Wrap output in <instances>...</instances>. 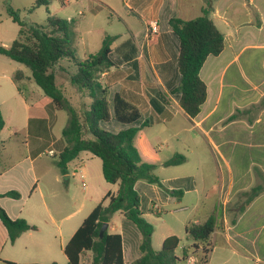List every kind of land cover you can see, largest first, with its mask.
Instances as JSON below:
<instances>
[{
  "label": "crops",
  "instance_id": "obj_1",
  "mask_svg": "<svg viewBox=\"0 0 264 264\" xmlns=\"http://www.w3.org/2000/svg\"><path fill=\"white\" fill-rule=\"evenodd\" d=\"M79 2L94 18L103 10L112 17L111 29L97 30L94 38L90 30L79 31L84 48V57L79 59L97 53L106 35L114 37L110 53L114 67L102 73L100 79L109 90L111 119L100 126L112 133L130 127L140 129L135 146L144 163L155 165L154 174L161 182V186L146 181L135 185L144 217L152 212L162 213L168 205H183L193 214L185 222V230L188 224H202L214 216L216 229L210 238L208 264L219 249L226 258L218 264L247 263L251 260L248 254L254 252V237H248L254 230V217L264 229V0ZM207 4L208 16L224 35L225 46L220 55L209 56L202 67L200 77L206 84V100L200 113L191 118L180 106L181 94L173 93L181 83L179 38L169 20L199 17ZM79 14L85 16L84 11ZM153 22L158 27L152 34ZM247 52L254 54L242 64ZM243 65L248 75L243 74ZM23 73L28 86L26 97L18 91L14 74L6 77L13 90L0 91L6 123L0 132V208L12 220L24 219L34 229L24 232L12 244L0 220V264H38L28 259L34 252L62 254L67 264L65 246L97 205H107L104 198L115 195L119 185L106 182L101 160L98 162V157L90 152L80 153L69 163L66 173H61L56 158L67 145L62 131L68 118L34 86L31 76ZM115 95L138 109V121L128 125L115 118ZM61 119L64 122L55 135L53 127ZM242 147H252L254 152L251 160L256 183L249 185L237 168L248 156ZM50 150L53 155H48ZM177 155L185 158L184 163L165 165ZM174 191L181 193L174 195ZM9 192L18 196H6ZM259 201L263 202L256 206ZM153 203L159 206L158 211L152 208ZM130 223L120 213L108 223L109 234L122 236L125 264L140 257L142 236ZM169 236L180 240L176 255L182 261L178 264H186L191 257L192 264H198L195 242L186 231L185 240L175 233L165 235L161 247ZM218 237L223 240L221 246L216 245ZM262 247L256 246L255 252L260 253ZM233 259L237 261L234 263Z\"/></svg>",
  "mask_w": 264,
  "mask_h": 264
},
{
  "label": "trees",
  "instance_id": "obj_2",
  "mask_svg": "<svg viewBox=\"0 0 264 264\" xmlns=\"http://www.w3.org/2000/svg\"><path fill=\"white\" fill-rule=\"evenodd\" d=\"M47 0H36L34 6L46 5ZM7 13L19 26L17 38L10 46L0 45V55L21 63L31 70L32 80L44 94L52 100L58 110L66 111L68 123L62 131L66 141L65 149L59 154L57 166L65 174L70 162L80 153L90 152L102 163V173L106 182L118 184L115 195L107 194L90 215L83 221L74 236L65 246L67 264H81L82 257L90 254L91 264H125L122 250V236L109 234L108 230L100 237V230L109 223L116 213H120L140 232V257L131 264H178L182 259L176 255L180 240L176 236L167 237L160 250L153 248L154 227L142 211L140 196L135 189L138 181H146L161 186L160 179L154 174L155 165L144 163L135 146V138L140 131L137 127L112 133L101 128L100 123L109 122V90L101 83V75L109 71L114 64L110 59L114 37L106 35L101 49L80 60L72 50L70 27L73 20H62L48 15L45 24L28 26L21 20L18 12L7 6ZM207 4L202 15L191 20L171 18L169 25L179 38L178 70L181 75L179 87L173 93H180V106L186 114L194 118L206 100V84L200 72L209 56H218L225 46L224 35L209 18ZM62 60H67L75 68L69 75V83L79 93L91 99L89 107L80 114L57 85V70ZM24 73L17 71L14 81L18 91L27 96L28 86ZM164 96V95H163ZM165 97V96H164ZM114 116L124 124H133L140 118L138 109L127 103L120 95L114 97ZM5 119L0 105V132L5 127ZM185 158L177 155L165 162L166 166H177ZM174 195L181 193L174 191ZM6 196H18L9 192ZM0 220L8 231L13 244L24 232L34 229L24 219L12 220L0 208ZM216 229L214 216L202 224H188L187 236L195 242V248L201 250L198 264H208L212 252L211 235ZM201 245V247H199ZM184 257V256H183ZM12 264V263H11Z\"/></svg>",
  "mask_w": 264,
  "mask_h": 264
},
{
  "label": "rangeland",
  "instance_id": "obj_3",
  "mask_svg": "<svg viewBox=\"0 0 264 264\" xmlns=\"http://www.w3.org/2000/svg\"><path fill=\"white\" fill-rule=\"evenodd\" d=\"M49 3L46 5H41L40 7L34 6L36 0H0V45H10L13 39H16L19 31V26L14 23L11 17L7 13V6H11L16 12H18L22 21H24L28 26L34 24H45L46 18L48 15H54L62 20H74L75 23L70 27V34L72 38V50L75 52L78 58L84 57V48L80 44L79 39V31L82 29L90 30L92 33V37H95V32L99 29H111L110 20L111 15L109 11L103 10L99 15L94 18L89 14L88 11L84 10V7L79 2V0H69L68 2H64V0H47ZM79 11H84L85 16L79 14ZM84 20V21H83ZM116 25L119 26V22L116 20ZM74 31V32H73ZM250 54H254L252 52L246 53L244 57H242V64L249 59ZM58 67L64 68V70H57V80L56 83L60 87L64 89L65 95L77 109V111L82 114L84 110H86L91 104V99L86 97L84 94L80 95L77 91L71 87L69 83V75L75 71V68L69 63L67 60H62L59 63ZM19 69L25 74L31 76V70L28 69L25 65L21 63H17L12 61L11 59L0 55V91L4 93H8L13 90L11 83L6 80V77H12ZM243 74L248 75V69L243 65ZM3 78V79H2ZM34 86L40 89L36 84ZM41 90V89H40ZM1 99V96H0ZM63 115L65 119L68 118L66 111L63 110ZM67 120V119H66ZM64 122L61 119L56 126L53 127V132L55 135L58 134V130ZM66 123V122H65ZM66 125V124H65ZM66 127V126H65ZM233 146V144H232ZM241 148L240 146L237 147ZM243 153H248L240 164H237V168L239 169L241 175L244 176V182L249 184L256 183L255 176V167L254 163L251 159L254 158V152L252 147H242ZM253 152L252 158L250 157ZM49 155V154H48ZM46 158V155L43 156ZM58 159V155L56 160ZM55 160V159H54ZM100 162V159H98ZM245 174V175H244ZM263 201L257 202L256 206L260 205ZM155 204V203H153ZM152 204V205H153ZM182 206L178 205H168L163 209L162 213H148L145 216V219L151 223L154 227L153 241H154V250L158 251L161 249V241L165 235L169 233H175L180 236L183 240H185V230L184 224L185 222L193 217V214L189 210H184ZM145 212H147L146 208H144ZM254 212L255 209H254ZM202 216V215H201ZM200 218L199 214L197 216ZM119 218V217H118ZM132 224V223H130ZM241 228L244 229L245 224L242 223ZM250 229V228H247ZM251 234V232H250ZM248 237H254V252L250 255L251 260L245 264H264V229L262 228V222L256 221L254 217V230L252 235ZM223 240L218 237L216 239V245L221 246ZM256 246H263L260 249V253L255 252ZM195 254L199 257L201 255V250L194 248ZM226 256L220 251V249L215 254L213 261L211 264H218L224 261ZM260 258V260H257ZM30 263H38V264H49L51 261H59L60 264H65L66 257L64 255L55 256L44 253L34 252L31 256L28 257ZM56 259V260H53ZM234 263L237 259H233ZM260 261V263H259ZM90 263V254L86 253L84 257V264Z\"/></svg>",
  "mask_w": 264,
  "mask_h": 264
},
{
  "label": "built area",
  "instance_id": "obj_4",
  "mask_svg": "<svg viewBox=\"0 0 264 264\" xmlns=\"http://www.w3.org/2000/svg\"><path fill=\"white\" fill-rule=\"evenodd\" d=\"M69 0H64V2H68ZM157 23L156 22H153L152 24H151V26H150V33H156L157 32ZM48 154L49 155H53L54 153H53V151H49L48 152ZM152 208L154 209V210H159V206L158 205H156V204H153V206H152ZM193 260V258L191 257V258H188V260H187V262H186V264H192V261Z\"/></svg>",
  "mask_w": 264,
  "mask_h": 264
},
{
  "label": "water",
  "instance_id": "obj_5",
  "mask_svg": "<svg viewBox=\"0 0 264 264\" xmlns=\"http://www.w3.org/2000/svg\"><path fill=\"white\" fill-rule=\"evenodd\" d=\"M108 223L103 224L101 230H100V237L102 238L104 236V233L108 230Z\"/></svg>",
  "mask_w": 264,
  "mask_h": 264
}]
</instances>
